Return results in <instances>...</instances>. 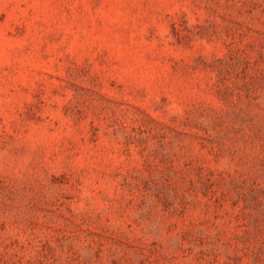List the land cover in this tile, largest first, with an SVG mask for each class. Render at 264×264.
Listing matches in <instances>:
<instances>
[{
	"label": "rangeland",
	"instance_id": "rangeland-1",
	"mask_svg": "<svg viewBox=\"0 0 264 264\" xmlns=\"http://www.w3.org/2000/svg\"><path fill=\"white\" fill-rule=\"evenodd\" d=\"M0 264H264V0H0Z\"/></svg>",
	"mask_w": 264,
	"mask_h": 264
}]
</instances>
